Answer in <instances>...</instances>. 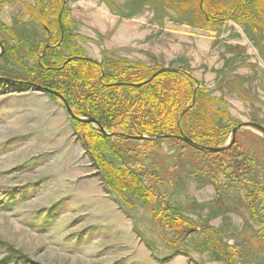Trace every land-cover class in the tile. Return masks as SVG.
I'll list each match as a JSON object with an SVG mask.
<instances>
[{"label": "rangeland", "instance_id": "obj_1", "mask_svg": "<svg viewBox=\"0 0 264 264\" xmlns=\"http://www.w3.org/2000/svg\"><path fill=\"white\" fill-rule=\"evenodd\" d=\"M60 2L67 39L56 48ZM0 41V77L55 82L108 133L162 135L106 140L58 96L0 79V260L12 250L19 264H264L262 133L240 129L223 154L164 137L183 125L217 147L233 126H264V0H0ZM47 53L97 62L67 64L80 97L72 76L41 77ZM164 67L189 75L119 84ZM193 89L199 104L182 116ZM119 101L128 109L108 121L102 110Z\"/></svg>", "mask_w": 264, "mask_h": 264}, {"label": "trees", "instance_id": "obj_2", "mask_svg": "<svg viewBox=\"0 0 264 264\" xmlns=\"http://www.w3.org/2000/svg\"><path fill=\"white\" fill-rule=\"evenodd\" d=\"M62 9V2H60V6H59V12L60 11H62L61 10ZM62 14H61V17H59L60 16V13H58V18H57V31H58V35H57V37H58V41L60 40L59 38H60V36H61V34H62V28H63V39H62V41H61V44L59 45V46H56V48L57 47H59V48H61L62 46H63V43L66 41V39H67V29H66V25H65V22H64V19H63V13H64V10L61 12ZM257 24L260 26V27H263L262 26V24L260 23V22H257ZM61 26H62V28H61ZM51 50H55V49H51ZM49 54L50 53H47V54H45L44 56H43V58H42V60L39 62V66H40V68L42 67V68H44V66H45V68L43 69L44 71H43V73H40L41 74V77H43V76H45V77H50V76H52V75H63V76H66V75H68V76H72L71 78H70V80H71V84H72V88H73V86H74V89H75V91H76V98L79 96L80 97V94H79V89H78V86H77V83H76V78L77 77H75L76 76V74H78V71H73V70H71L69 67L68 68H66L67 67V64L70 62V61H75V62H80V63H82V64H87L88 65V69L89 68H91V67H93V68H98V64H97V62H94V61H90V60H87V59H84V58H81L80 56L81 55H73V56H71V57H69V58H66V57H64L62 60H60L59 58L57 59V57H51V54H50V56H49ZM47 56H49V57H47ZM44 58H45V61H44ZM65 60H68L66 63H65V65H64V62H65ZM86 70V69H85ZM85 70H82V73H79V74H81L82 76L84 75L85 76V72L86 73H88V70L87 71H85ZM104 74H103V78H106L107 77V72H106V69H104ZM42 74H44V75H42ZM162 74H169V75H176V76H179V75H181V74H178V73H176V72H172V71H167V72H162V73H160V74H158L157 76H161ZM121 75V74H120ZM150 75L151 74H149V75H144L143 76V78L144 79H142L141 78V76L139 77L140 79H134L131 75H128V76H125L124 75V77H128L129 79V82L128 83H142V82H144V81H146L147 79H149V77H150ZM156 76V77H157ZM181 76H183V75H181ZM53 77V76H52ZM51 77V78H52ZM155 77V78H156ZM69 78V77H68ZM155 78H153L150 82H148V83H146V84H144V85H141V86H138V87H135V86H132V85H126L127 87H130V88H134V89H143V88H145V87H148L150 84H151V82H153V80L155 79ZM142 79V80H141ZM191 79H193V77L191 78ZM47 81V80H46ZM45 83V82H44ZM55 82H53V81H48V83L46 82V86L45 87H49V88H55L52 84H54ZM56 85H57V83H56ZM57 87V86H56ZM55 89H57V88H55ZM195 93V94H194ZM65 98H66V100L69 102V104L71 103L70 102V100H69V98L68 97H66L64 94H62ZM193 95H196V92H194V89L193 90H191V100H192V97H193ZM197 95H199V93H198V91H197ZM165 102V101H164ZM148 103H150V101H145V104H148ZM199 103H198V101H196V104L194 105V107H196L197 105H198ZM115 105V109L114 110H110V109H108V108H104L103 110H102V113H104V114H106V116H104V117H106V119L108 120V121H111L113 118H115V117H120V116H122L123 114H124V112L128 109V104L127 103H121L120 101L119 102H117V103H115L114 104ZM110 106V105H109ZM129 106H131V105H129ZM185 109V107H181V110L183 111ZM191 110V109H190ZM190 110H187L186 111V113L184 114V116L185 115H187L188 114V112L190 111ZM88 113H91V114H94V113H92V111L90 112V111H88ZM199 114L202 116L201 117V120L203 121V125H207V129H208V131L210 132V133H212V132H214V128H213V123H212V120H213V116L210 114V113H208V111L207 110H200V112H199ZM102 121V120H101ZM182 128H183V131H185V133L187 134V136H189V137H192L193 138V136H192V134L190 133L191 131H189V130H187L186 128H185V126H183L182 125ZM231 128H234V126L233 127H231ZM198 132V131H197ZM126 135H130V134H128V133H125ZM198 134H200L199 132H198ZM104 136V138L106 139V140H109V136L107 135V136H105V135H103ZM114 137V136H113ZM116 137H121V138H123V137H125V138H129L128 136H116ZM211 140V139H210ZM236 140H237V135H236V139H235V142H234V144L229 148V149H227V150H225V151H221V152H207L208 154H223V153H226V152H228L229 150H231L234 146H235V144H236ZM203 145H207V143L206 142H203L202 143ZM208 146H211V145H208ZM109 176H110V179L111 180H116V177H114V175H112V174H109ZM207 229V228H206ZM206 229H204V230H206ZM10 252V254H9V256H7V257H5V258H3V259H1L0 260V264H19V261L18 260H20V258L21 257H18V259H15V253H13L14 251H12V250H10L9 251Z\"/></svg>", "mask_w": 264, "mask_h": 264}, {"label": "water", "instance_id": "obj_3", "mask_svg": "<svg viewBox=\"0 0 264 264\" xmlns=\"http://www.w3.org/2000/svg\"><path fill=\"white\" fill-rule=\"evenodd\" d=\"M61 14L60 13V17H61ZM62 28V26H61ZM62 38H63V28H62ZM50 47V45H47L45 47V51L44 53L46 52V50ZM4 51H5V48H4V44L0 41V57L4 54ZM81 58H84V59H87V60H90V61H94L96 62L94 59L92 58H87V57H81ZM167 71H172V72H181V73H184L186 75H189L188 72L186 71H183L181 69H177V68H161L159 70H157L155 73H153V75L146 81L142 82V83H119V84H128V85H132V86H135V87H138V86H141V85H144L148 82H150L153 78H155L158 74L162 73V72H167ZM1 80H6V81H9V82H16V83H21V84H25V85H28V86H31V87H35V88H38V89H41V90H44V91H47L49 93H52L56 96H58L63 102L64 104L66 105V108L69 112V114L74 117L75 119L77 120H80V121H83V122H94L98 125L99 127V130L104 134V135H113V136H128L129 138H133V139H139V140H143V139H156V138H159V137H162V135H155L153 137H147L145 135H126L125 133H108L106 132V130L100 125V123L97 121L96 118L94 117H90V118H80L78 116H76L68 101L66 100V98L59 92L53 90V89H50L48 87H43V86H40L34 82H30V81H20V80H16V79H10V78H5V77H0ZM196 103V95H194L193 97V101H192V104L187 107L186 109H184L181 113V115L183 116L186 111L191 107V106H194V104ZM180 122V121H178ZM179 127H180V124L178 123ZM242 128H252V129H255V130H258L259 132L262 133L263 137H264V126L257 123V122H253V121H247V122H242L238 125H236L233 130H232V133H231V139L229 141V143L225 146H205V145H202V144H199L197 143L196 141H194L191 137L187 136L184 131L182 129H180V133L179 134H169V135H166L164 137H172V138H177V139H180L182 141H184L186 144L192 146V147H195L197 149H203V150H207L209 152H221V151H225L227 149H229L235 142V139H236V135L238 133V131Z\"/></svg>", "mask_w": 264, "mask_h": 264}]
</instances>
